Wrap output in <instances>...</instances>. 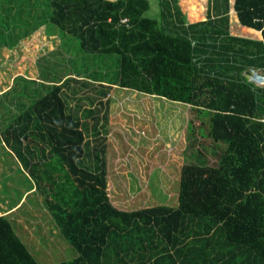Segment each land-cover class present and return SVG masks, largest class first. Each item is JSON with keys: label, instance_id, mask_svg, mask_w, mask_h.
I'll use <instances>...</instances> for the list:
<instances>
[{"label": "trees", "instance_id": "16d2710c", "mask_svg": "<svg viewBox=\"0 0 264 264\" xmlns=\"http://www.w3.org/2000/svg\"><path fill=\"white\" fill-rule=\"evenodd\" d=\"M46 4L18 39L48 22L58 29L59 45L66 35L81 53L117 55L113 77L92 70L86 81L71 72L42 75L41 54L38 81L17 75L0 92V149L29 184L21 198L37 192L59 240L75 251L52 264H264V86L241 73L250 67L264 73V0H207L195 21L185 20L176 0H158L157 18L144 15L148 0ZM229 9L261 39L229 33ZM59 45L46 53L61 55ZM71 81L95 85L99 105L113 86L190 105L207 117L214 161L180 166L175 206L115 207L98 109L80 106L78 96L76 105L66 102ZM21 204L0 215V264H41L9 221ZM22 230L33 243L29 226Z\"/></svg>", "mask_w": 264, "mask_h": 264}, {"label": "rangeland", "instance_id": "374dc122", "mask_svg": "<svg viewBox=\"0 0 264 264\" xmlns=\"http://www.w3.org/2000/svg\"><path fill=\"white\" fill-rule=\"evenodd\" d=\"M148 2L149 8L144 15L157 18L158 0ZM176 2L180 5L185 20L195 21L203 18V5L205 6L207 0ZM46 3L47 0H0V50L20 48L19 41L25 43L22 37L18 39L17 36H20L23 30L34 26V17L47 10ZM53 28L57 33L56 27L48 22L42 23V31L46 34L53 32ZM39 32L38 30L33 34L38 35ZM236 32L241 34L239 30ZM14 39L17 40L14 42L15 47L2 45L3 42H9L10 45ZM58 50L61 55H57L56 51L42 54V75L48 71L46 77L56 78L64 72H71L72 77L88 81L89 77L84 73H91L92 70L106 72L103 73L105 78L113 77L115 73L116 54L81 53L74 37L62 36ZM5 57L7 56L0 59V70L15 66L13 59ZM16 71L18 70L11 68L10 74ZM4 73L6 72H0ZM2 81L4 82L1 78ZM86 85L69 82L63 90L64 99L72 106L76 105L78 96L81 97L78 103L80 106L94 105L98 109L94 116L100 117L99 123L103 124L102 130L100 126L98 128L105 148L107 193L110 203L121 209L139 207L145 203L175 206L180 166L186 162L197 163L204 158L205 161L213 159V155L207 150V117L199 114L198 110L196 112L191 109L188 104L119 86L111 87L105 105H99L96 102L99 95H96L95 85L85 87ZM71 88H74L75 93H70ZM15 89H19L18 84ZM90 97L93 100L89 104ZM187 121L191 122V128H187ZM88 139L91 144H95L92 132ZM220 144L222 148L224 144ZM0 162L4 163V169L8 170L2 169L4 173H0V201H17L19 205L22 202L21 207L8 218L31 254L41 264H52L73 257L74 249L67 242L59 240L57 230L46 217L47 211L36 199L37 192L26 193L27 195L24 194L21 198L29 184L17 166L10 165L11 159L2 149ZM6 203L0 204L1 215L6 212L4 208L10 210ZM23 226H29L33 236L29 239H33V243L22 230Z\"/></svg>", "mask_w": 264, "mask_h": 264}, {"label": "crops", "instance_id": "0c3cea01", "mask_svg": "<svg viewBox=\"0 0 264 264\" xmlns=\"http://www.w3.org/2000/svg\"><path fill=\"white\" fill-rule=\"evenodd\" d=\"M230 11H228L230 13L229 22H228L229 33L232 31L233 32V33L231 32L232 34L240 35L243 37L246 36V37L253 38L256 40L261 39V34L258 30H254V29L247 28L245 26L240 25L238 23L236 17L233 15L232 11L231 12ZM38 30L40 31L38 33V35H34L33 33H36ZM238 30L241 32V34L236 32ZM33 35H34V37H32ZM21 39H23V42H25V43H22L21 41H19V43L21 45L20 48H13V49H10L7 51L0 50V55L2 56L1 58H3L4 56H7L9 58V60H10V58L13 59L12 63L15 64V66H11L10 68L5 67L6 68L5 70L4 69L0 70V72H6L4 74H0V76H1L0 82H1V78L4 80V82L2 81L0 83V92H3L6 89H8L10 84H11L12 78L14 76H17V75L22 76L26 79H35V81H38L39 79L36 78L38 73H37V67L35 64L37 57L40 56L41 54L45 53V52H48V51L54 49L60 43V37L58 35V32L55 33L54 28H53V32H51L50 34H46V32L44 33L42 31V26H40L39 28H37L36 30L32 31L29 34L22 36ZM46 45H48V46L46 47ZM7 57H5V58H7ZM11 68L14 70H18L15 72L16 74L15 73L10 74ZM252 69H254L258 74L264 75V73L261 71L260 68H252ZM246 70L242 71L241 73L245 77V79L247 81H249L248 78L246 77V74H245ZM4 77H5V79H4ZM161 98H163V97H161ZM210 147H211L210 143H207V150H209V153H210ZM6 149L8 151H10L7 147H6ZM1 203L4 204L6 202L0 201V204ZM16 203H17V201L14 203L7 202L6 203L7 207H9L10 210H7L6 208H4V210L7 212V211L13 210L14 208H17L19 203H17V204ZM0 208H1V206H0ZM1 212H2V210L0 211V213ZM5 213H3V214H5ZM19 218L20 217H18L17 219H19ZM21 220H22V218H21ZM19 221H20V219H19Z\"/></svg>", "mask_w": 264, "mask_h": 264}, {"label": "water", "instance_id": "95a60500", "mask_svg": "<svg viewBox=\"0 0 264 264\" xmlns=\"http://www.w3.org/2000/svg\"><path fill=\"white\" fill-rule=\"evenodd\" d=\"M246 77L249 81L256 85L264 86V75L258 74L254 69L249 68L245 71Z\"/></svg>", "mask_w": 264, "mask_h": 264}, {"label": "built area", "instance_id": "2783aa9c", "mask_svg": "<svg viewBox=\"0 0 264 264\" xmlns=\"http://www.w3.org/2000/svg\"><path fill=\"white\" fill-rule=\"evenodd\" d=\"M125 20H126V18H122V19H121V22H124Z\"/></svg>", "mask_w": 264, "mask_h": 264}]
</instances>
